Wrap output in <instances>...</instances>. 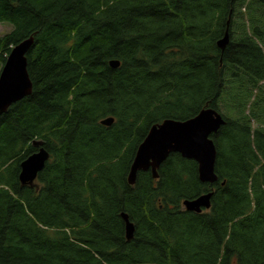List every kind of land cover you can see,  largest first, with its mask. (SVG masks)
I'll list each match as a JSON object with an SVG mask.
<instances>
[{
	"label": "trees",
	"instance_id": "16d2710c",
	"mask_svg": "<svg viewBox=\"0 0 264 264\" xmlns=\"http://www.w3.org/2000/svg\"><path fill=\"white\" fill-rule=\"evenodd\" d=\"M0 22V71L34 37L32 93L0 115V264H264V0H0ZM207 107L216 182L171 153L129 183L152 125Z\"/></svg>",
	"mask_w": 264,
	"mask_h": 264
},
{
	"label": "water",
	"instance_id": "95a60500",
	"mask_svg": "<svg viewBox=\"0 0 264 264\" xmlns=\"http://www.w3.org/2000/svg\"><path fill=\"white\" fill-rule=\"evenodd\" d=\"M31 36L16 44L7 57L0 71V115L15 102L30 95L33 83L27 69V52L33 44ZM229 42V33L218 41L224 50ZM114 68L120 65L118 60H111ZM113 117H107L101 122L111 125ZM225 119L215 108H203L197 115L186 120L173 118L164 119L149 129L144 140L137 148L135 158L129 172V183L135 184L139 171L150 170L155 178L158 169L171 153H180L183 157L193 159L198 163L199 178L202 182L214 183L218 180L216 173L217 148L211 135L216 133ZM49 152L41 147L29 155L21 163L20 180L23 184H32L49 160ZM212 192L204 193L193 199H185L186 210L202 212L211 207ZM128 239L134 236V223L127 213H123Z\"/></svg>",
	"mask_w": 264,
	"mask_h": 264
},
{
	"label": "rangeland",
	"instance_id": "374dc122",
	"mask_svg": "<svg viewBox=\"0 0 264 264\" xmlns=\"http://www.w3.org/2000/svg\"><path fill=\"white\" fill-rule=\"evenodd\" d=\"M12 25L8 22H0V34L3 35L6 32L10 31ZM36 144H40L41 142H35Z\"/></svg>",
	"mask_w": 264,
	"mask_h": 264
}]
</instances>
